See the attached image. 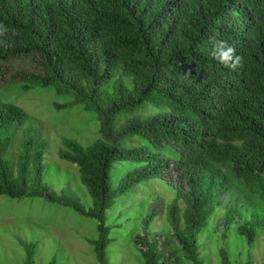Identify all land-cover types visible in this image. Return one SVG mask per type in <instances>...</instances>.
<instances>
[{
  "label": "trees",
  "instance_id": "obj_1",
  "mask_svg": "<svg viewBox=\"0 0 264 264\" xmlns=\"http://www.w3.org/2000/svg\"><path fill=\"white\" fill-rule=\"evenodd\" d=\"M0 24L7 29L0 88H52L69 98L53 108L82 106L95 115L99 135L87 147L64 138L57 150L78 169L92 202L85 209L43 183L48 142L0 93V196L40 198L95 219L98 238L90 244L98 264H106L110 243L105 212L151 179L175 176L167 184L176 199L162 241L158 234L134 240L143 264H200L197 236L216 209L225 208V224L235 222L248 244L264 231V0H0ZM212 38L235 47L237 67L213 57ZM116 70L131 88H106ZM145 104L164 109L116 124ZM131 137L171 156L133 146ZM121 161L139 166L113 188L110 173Z\"/></svg>",
  "mask_w": 264,
  "mask_h": 264
},
{
  "label": "rangeland",
  "instance_id": "obj_2",
  "mask_svg": "<svg viewBox=\"0 0 264 264\" xmlns=\"http://www.w3.org/2000/svg\"><path fill=\"white\" fill-rule=\"evenodd\" d=\"M16 67L14 63L13 68H9L10 76L13 75L11 69ZM120 82L132 87V79L116 70L106 88L110 90ZM0 93L30 117L29 125L48 142L43 158V183L57 195L65 194L85 209L90 208L91 198L80 183L77 167L60 160L57 150L62 147L64 138L83 147L96 140L99 135L95 115L84 111L80 105L55 110L53 103H64L69 98L57 96L52 88L22 92L10 86L0 88ZM163 109L145 104L137 111L121 115L116 124L134 117L159 115ZM128 142L151 153L171 156L167 147L155 151L140 137H131ZM175 157L176 153L171 158ZM138 166L130 161L115 163L110 173L111 186L117 188L121 179ZM172 182H175V176L167 178L166 183L159 179L147 180L116 197L104 214V226L110 239L105 249L106 264H143L134 240L145 234H158L162 241L168 234L167 206L176 199L175 189L167 184ZM152 209L155 215L145 224ZM226 215L225 208L216 209L198 234L197 257L200 264H264V231H255L254 242L248 244L245 235L238 233L235 222L225 224ZM97 225L95 219L83 217L71 208L44 199L0 196V264H26L29 251L30 264H98L90 244L98 238ZM181 264L191 263L183 260Z\"/></svg>",
  "mask_w": 264,
  "mask_h": 264
},
{
  "label": "clouds",
  "instance_id": "obj_3",
  "mask_svg": "<svg viewBox=\"0 0 264 264\" xmlns=\"http://www.w3.org/2000/svg\"><path fill=\"white\" fill-rule=\"evenodd\" d=\"M7 31L4 25L0 24V34ZM213 45V57L225 67L235 68L240 62V57L236 54L235 47L230 45L228 41L221 39H211Z\"/></svg>",
  "mask_w": 264,
  "mask_h": 264
}]
</instances>
